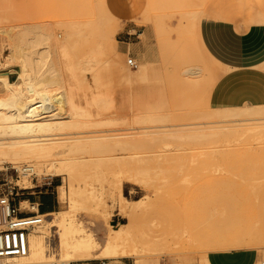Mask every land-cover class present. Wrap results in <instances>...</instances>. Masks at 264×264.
Listing matches in <instances>:
<instances>
[{
  "label": "rangeland",
  "instance_id": "obj_1",
  "mask_svg": "<svg viewBox=\"0 0 264 264\" xmlns=\"http://www.w3.org/2000/svg\"><path fill=\"white\" fill-rule=\"evenodd\" d=\"M256 1L264 10V0ZM238 5V0H0V73L8 71L3 69L4 65L13 64L5 56L15 49L20 50L14 42L21 45L22 36L32 37L25 28L39 25L35 27L59 35L58 43L49 44V47L51 51L56 48L51 57L59 58L64 89L78 105L86 107L90 103L91 117L79 118L80 123L89 124H84L88 128H82L83 124L79 123L66 128L63 133L85 129V132L95 131L92 136L132 135V139H139L145 132L183 130L178 135L181 137L185 135L184 130L191 128L208 130L245 124H239L238 119L233 118H225L223 122L224 117L214 119L210 114H215V108H238L241 112L255 104L264 106V73L253 80L217 81L209 92L214 79L203 64L206 66L210 62L201 52L193 32L188 38L189 51L186 46L187 26L193 11H204L205 19L240 25L257 17L255 13L242 15ZM227 13L232 14L231 18H225ZM125 28H142L149 32L147 48L151 54L147 59L150 58L152 63L140 62L132 56L137 65L134 69L128 64L131 57L120 54L118 46ZM65 34L70 38L65 39ZM41 43L35 49L44 47L45 44ZM144 50L142 47L138 49L139 53ZM194 51L201 59L194 55ZM84 56L92 61L90 67L93 71L87 70L89 67L84 63L87 57ZM94 56L93 60L90 59ZM14 63L17 65L20 60ZM93 76L99 81L93 80ZM131 76H135L134 81L127 80ZM187 80L198 84L189 87ZM53 88L49 92L59 90ZM24 92L34 98L32 92ZM58 108L70 112L69 104H59ZM208 112L210 116H207ZM253 117L262 119L259 118L262 116ZM262 122L264 120H256L250 124ZM256 130H247L246 133L237 130L236 134H215L199 140L175 137L162 144L143 142L127 149L111 146L100 152H76L71 156L83 160L77 168L79 177L76 175L73 182L76 186L86 184V189L95 194L91 201L82 203L78 200L73 208L70 203L59 199L58 187L69 192V181L65 176L51 173H43L42 178L32 176L30 186L33 185L34 189L26 191L22 189L25 175L16 169L19 164H4L0 174H18L13 180L16 190L23 195L20 199L47 192L46 196L55 201L54 212L61 211L73 217L81 228L96 234L100 240L98 250L103 246L109 228H127L129 243L134 242L139 248L138 256L110 261L209 264V251L254 249L252 243L247 245L248 235H245L243 248L227 250L218 243L226 233H244L253 223L249 211L255 204L254 195L257 190H264V127ZM87 134L77 137L91 135ZM68 137L76 136H63ZM63 158L58 156V159ZM118 188L125 199L121 203ZM252 190H256L255 193ZM24 208L31 211L27 205ZM52 230L47 239V244L50 242L47 252L57 255L58 234L56 228ZM147 243L151 245L147 247ZM259 249L261 252L263 247ZM94 260L97 259L86 262Z\"/></svg>",
  "mask_w": 264,
  "mask_h": 264
},
{
  "label": "bare ground",
  "instance_id": "obj_2",
  "mask_svg": "<svg viewBox=\"0 0 264 264\" xmlns=\"http://www.w3.org/2000/svg\"><path fill=\"white\" fill-rule=\"evenodd\" d=\"M255 1L238 0V10L241 11L242 15L255 13L257 16L245 25L235 24L238 30L242 31L252 24H264V10L261 9V7L258 5V2L256 1V3ZM203 12L204 11L201 10H195L192 12L190 22L187 26L186 46L189 51L190 44L188 38H190V32H193V34L195 35V40L201 52L206 55V58L210 62L206 66L203 64V67L207 70V73L209 74L211 79H214V81H216L220 77H222L226 71L215 58L210 56L202 43L199 34L200 25L202 20L207 17ZM231 16V13H227L225 15V18H231ZM62 19L63 18H61V20ZM35 26L39 27V25ZM35 26L34 28H32L33 26L25 28V30L32 33V37H28L25 35L22 36L21 45L20 42H14L15 45L19 46L20 50L15 49L10 54L5 56L6 60H10V62H13V64L4 65L5 68L3 69L5 71H8L0 73V171L2 170V166L6 163L19 164L18 166H16V169L21 172L22 175H25L22 178V180L24 181L22 182V189H33V185L30 186V177L35 175L41 176V178L43 173H51L53 176H65L69 181V192L68 190L64 191L61 186L58 187L59 199L66 201V203H70V208H73L76 206L78 200H80L82 203L85 201H91L90 198L95 194L86 189V184L85 186H76L73 182L76 180V175L77 177H79L77 174V168L80 167V164H82L83 160V158L81 157L77 158L71 156L76 152H100L110 149L109 147L111 146H117L121 149H127L132 147L133 145L135 147V145L143 142H159L160 144H162L170 138L175 139L176 137L181 139V137L183 136L187 138H193V140L195 138L199 140L200 138L204 139L215 134H236L237 130H240L243 133H246L247 130H254L256 132L257 128L264 127L263 122L262 124H250V121L264 120V106L253 105L241 112L238 111V108H227L228 110L226 108L216 110L215 108L216 112L215 114L213 113V116L212 113H209L210 111L207 114V116L211 115V118L214 119L216 118V116L224 117L223 122H225V118H230V120L231 118H233L235 120L238 119L237 123L240 124L244 122L245 124L209 128L208 130L204 128H191L188 130H184L185 135L181 137H178V135H181L183 130H157L153 132H145L139 139H137L138 137L136 139H132V135L92 136L95 131L94 133L93 131L85 132V129H80V131L78 132H82L83 130L85 131H83L82 133H76L75 131H77L78 128H74V130L76 129L74 131L75 133H63L66 132V128L68 129V127L71 128L72 126H77L80 123L79 118L91 117V113L88 110L90 103L87 104V108L80 104L78 105L73 100L71 94L68 93V90H65V81L63 82V79L61 78L62 70L59 58L51 57L53 49L56 48H52L51 51V48L49 47V44L56 45L58 43L59 40L57 39V37L59 38V35L56 36L50 31L47 32L44 28L41 29ZM64 38L69 39L70 35H66V37ZM39 42H42V45L45 44L44 47H42L41 49H35L37 48L35 47L36 45L39 46ZM60 48L63 49L62 46ZM112 52L116 53L114 48H112ZM55 55L58 54L56 53ZM93 55L94 54H92V56ZM194 55L198 59H201L195 51ZM94 58L95 56L90 59L93 60ZM17 59L20 60V63L16 65L14 62ZM90 62L92 61L89 60L88 57L87 61H84V63L89 67L87 70L93 71L92 67H90ZM0 64H2L1 61ZM130 66L134 69H137V65L135 64L134 60L133 65ZM14 68H18V70H15ZM83 69L85 71V68ZM139 76L140 75H138V79ZM45 77H47L48 79H45ZM93 77V80L98 79L97 76V78L95 76ZM127 80L134 81L135 76L128 77ZM186 83L189 85V87L191 85L193 87L198 84L197 81L190 83L188 80ZM52 86L54 88L57 87V89L61 91L55 89V92H49V90L53 88ZM24 89L29 91L30 93L32 92L34 98H29V95L26 96ZM96 101L100 102V100L98 99ZM59 104H69L70 112H63L62 110H60V108H58ZM253 116H262L259 117L262 119H257V117ZM243 117H245V119ZM204 118L208 119V117L206 116H203V119ZM211 121L213 122L214 120L212 119ZM80 124H83L82 128H88L84 127V124L87 123ZM91 124L92 123H90V125ZM79 127H81V125ZM90 129L91 128H89V130ZM83 133H88L91 135L86 137H77V135ZM67 135L76 137L63 138V136ZM115 150L117 149L115 148ZM58 156H64V158L58 159ZM159 157L160 156H158V158ZM29 162L35 163L30 164ZM85 177L86 176H84L83 178L85 179ZM251 186L252 185H250V187ZM260 189H262V187ZM255 191H253L252 193H255ZM118 192L120 203L124 202L125 199L121 193V189H119ZM254 196L255 204H253L252 209H250L249 211V216L253 218V223L250 228L246 232L241 234L236 233L235 231L233 233L231 232L230 234L226 233L225 235H223V237L221 236L220 242L218 244H220L219 246H226L227 250H230V248H243L245 245V235H248L249 242L247 243V245H251L252 243L253 248L258 249V251H260L259 248L263 247V250L261 249L262 253L260 252V256L255 262V264H260L264 259V190H260L259 192L257 190V193ZM24 205L29 206L32 211H35L37 209L36 205L29 204L26 200L22 203V207ZM40 215L42 218L41 223L38 226L34 227V229L28 235V252L26 256H7L1 258L0 261L4 262L3 264H55L61 261H67L71 263L72 261H84L102 258L119 259L124 257L138 256L139 248L134 242L129 243L130 234L127 228H109V231L103 240V246L100 250H98L100 246V240L98 239L96 234H93L92 232H88L81 228L80 223L75 221L73 217L62 214L61 211ZM225 227L227 228V226ZM52 228H56V233L58 234V242L56 243L58 252L57 255L51 253L48 254L47 252V247L50 246V242L49 244H47V239L53 233ZM156 240H154V242ZM133 241H135V239ZM144 245L145 244H143V248ZM150 245L148 243L146 244L147 247H149ZM51 247L53 246L51 245Z\"/></svg>",
  "mask_w": 264,
  "mask_h": 264
},
{
  "label": "crops",
  "instance_id": "obj_3",
  "mask_svg": "<svg viewBox=\"0 0 264 264\" xmlns=\"http://www.w3.org/2000/svg\"><path fill=\"white\" fill-rule=\"evenodd\" d=\"M199 34L207 52L226 71L222 77L211 84L209 92L217 81L253 80L264 73V24H252L241 31L230 21L204 19L201 22ZM141 37L144 39L142 40ZM149 38V32L146 29L125 28L120 37L118 51L131 58L134 56L140 62L152 63L150 58L147 59L151 54L150 49L147 48ZM139 47L145 48V50L139 53ZM260 68L262 70H259ZM249 70L253 71L244 72ZM35 195L40 196L20 199L21 208L23 209L22 203L26 200L29 204L36 205L35 211L40 214L55 211V201L46 196L47 192L34 193ZM259 256L260 252L256 249L209 251L207 252V262L209 264H255ZM86 261L89 260L79 261L78 264H126L122 260L110 261L109 259H97L90 263ZM138 264H141V261Z\"/></svg>",
  "mask_w": 264,
  "mask_h": 264
},
{
  "label": "built area",
  "instance_id": "obj_4",
  "mask_svg": "<svg viewBox=\"0 0 264 264\" xmlns=\"http://www.w3.org/2000/svg\"><path fill=\"white\" fill-rule=\"evenodd\" d=\"M128 63L133 65V60L130 58ZM15 174L17 173L9 176L7 173L0 174V259L7 256H26L28 235L42 221L38 211L31 212L27 208H21L20 198L23 195L19 194V189L16 190L13 180ZM24 211H28L29 214H23ZM55 264L73 263L61 261ZM260 264H264V259Z\"/></svg>",
  "mask_w": 264,
  "mask_h": 264
}]
</instances>
